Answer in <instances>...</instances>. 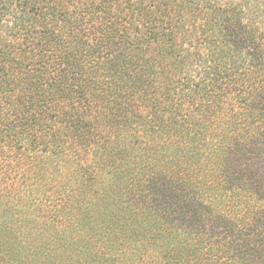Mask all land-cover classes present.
<instances>
[{"label":"trees","instance_id":"1","mask_svg":"<svg viewBox=\"0 0 264 264\" xmlns=\"http://www.w3.org/2000/svg\"><path fill=\"white\" fill-rule=\"evenodd\" d=\"M0 264H264V0H0Z\"/></svg>","mask_w":264,"mask_h":264}]
</instances>
